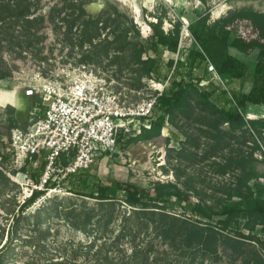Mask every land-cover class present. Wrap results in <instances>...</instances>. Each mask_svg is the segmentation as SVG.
<instances>
[{
	"label": "rangeland",
	"instance_id": "1",
	"mask_svg": "<svg viewBox=\"0 0 264 264\" xmlns=\"http://www.w3.org/2000/svg\"><path fill=\"white\" fill-rule=\"evenodd\" d=\"M20 1H14L17 11ZM105 1L85 0L83 8L96 4L100 14L95 17L84 8L87 16L81 17L78 0H23L30 4L32 16H20L16 11L15 17L0 23V249L5 246L1 264L74 260L75 251L82 245L96 242L95 251L103 246L104 239L96 241L95 232L105 229L112 241L120 239L116 245L119 248L110 250L111 256H122V248L132 254L130 232H137L136 220L144 225L137 240L143 242L142 246L150 243V260H163V264H256L264 260L263 227L253 223V237L240 235H250L245 216L237 228L224 230L217 220L194 215L191 206L174 198L147 209H132L117 191L119 183L150 188L157 182H170L190 194L193 205L219 211L226 204L241 202L235 192L246 190L244 184L249 181L255 195L264 198V139L251 127L239 130L225 124L200 96L203 88L211 86L231 94L248 93L253 86L251 76L228 81L203 73L198 89H191L187 102L174 110L170 127L161 133L153 128L138 137L124 138L112 157H104L90 171L95 194L101 196L99 188H109L110 203L74 196L59 187L63 177L56 176L52 182L57 188L49 189L27 210L30 216L40 210V216L16 224L14 216L32 190L28 181H34L42 171V161L35 158L21 165L12 147V132L30 111L23 100V89L40 78L62 81L65 70L83 67V73L106 82L109 91L121 94L122 99L140 101L157 92L153 81L168 79L167 61L179 59L178 54L150 52L159 58L163 75L146 73L142 62L150 54L143 55L139 62L136 44L150 41L151 22L163 16V29L178 20L184 28V22L190 24L208 13L210 23L241 11L264 14V0H109L107 10ZM34 18L43 20L31 26L27 20ZM230 27L233 37L247 41L256 38L264 43L247 19L238 18ZM259 52L257 49L244 55L231 50L246 62L251 75ZM184 53L182 59L187 56V51ZM37 105L42 104L39 101ZM23 106L28 108L26 112ZM242 111L246 120L264 119V105H248ZM252 175L258 177L249 180ZM38 188L44 189L40 185ZM133 210L147 212H139L136 220L129 221ZM37 225L42 233L36 231ZM77 258L86 260L84 255Z\"/></svg>",
	"mask_w": 264,
	"mask_h": 264
},
{
	"label": "trees",
	"instance_id": "2",
	"mask_svg": "<svg viewBox=\"0 0 264 264\" xmlns=\"http://www.w3.org/2000/svg\"><path fill=\"white\" fill-rule=\"evenodd\" d=\"M15 0H0V23L15 17L16 8L14 5ZM79 16H87L83 8L85 0H78ZM110 1H105V9H109ZM19 10L17 11L20 16L30 17L32 16V10L30 4L27 5L23 0L19 2ZM35 15V14H34ZM166 16V15H165ZM78 17V18H81ZM243 18L251 21L255 28L259 31L260 37L264 40V14L257 12L241 11L235 13L233 16L210 23V14H205L190 22L188 30L192 35L199 48H181L180 42L183 33V22L178 20L173 24V29L168 33L163 29L164 17L158 18V22H151L149 25L152 29V37L147 44H136V50L138 52L137 59L141 62L143 55L150 54V52L170 54H179V59H169L166 63L167 75L166 78L171 76V84L166 89L161 97L158 98L157 105L155 106L153 115L149 118L142 119L143 122L151 123L152 128L150 130L143 129V132L151 131L153 128L157 129L161 133L163 128H166L168 116V123L173 121V113L176 108L183 106L187 102L188 95L191 89H198V84L204 79L203 73H208V65L211 63L217 74L228 81H242L252 77L253 86L248 93L245 92H233L232 94L228 90H220L216 87L203 88L200 92V96L203 97L205 103H207L212 110L221 115V118L225 124L231 125L237 129H244L251 127L255 130V133L260 138L264 139V119L262 120H246L243 113V109L248 105H264V43L258 40L246 42L241 38L233 37V34L227 28L235 22L236 19ZM43 18L28 19L27 22L33 25H37ZM77 19L73 21L75 23ZM98 22L92 20V23ZM187 33V31H186ZM180 49V50H179ZM236 50L240 54L248 55L254 50H259V59L255 67L253 75L250 74V69L244 60L234 56L231 50ZM187 51V56L183 58L184 52ZM146 67V73L148 75H156L161 77L163 74L160 66L159 58L149 55L148 59L142 62ZM198 71V73L196 72ZM202 72L201 73H199ZM213 75V74H212ZM19 125V124H17ZM20 127V125L18 126ZM122 138L119 139V144ZM5 159V158H3ZM37 161H41V157H35ZM68 163L63 158L59 167L64 169ZM42 171L45 169V163H42ZM40 171V176L33 177L36 185H40L43 172ZM90 171H78L76 173L67 174L59 182V187L66 190L68 193L77 197H89L95 200H100L105 203H110L113 200L109 198V188H99L101 196L96 195L91 182ZM63 174H56V176H62ZM2 177L7 182L9 179L2 174ZM258 177L252 175L249 180ZM94 179V178H93ZM246 190L238 189L235 192V197L239 198L241 202L237 204H226L219 211L212 210L206 205L198 204L193 205L191 203V196L187 192L183 191L176 184L157 182L150 188L141 187L135 183H119L117 185V191L121 194L123 202L133 208L147 209L149 206L157 205V203L170 202L173 198L177 202H184L192 207V211L196 216H203L209 220H217V223L221 225L224 230L237 228L240 225L242 218L247 217V227L250 235L244 237H253L251 234L255 232L254 223L263 227L264 231V198H259L255 195L253 189L248 183L244 184ZM57 184L50 179L45 185L44 189H34L33 194L28 198L25 203L20 207L19 212L15 214L14 219L16 224L22 222V220H31L32 218L39 217L41 212L37 211L34 216H30L27 210L32 207L39 199L46 195L49 189L57 188ZM156 203V204H153ZM156 208V207H154ZM130 213L128 220H136L137 216L147 211L133 210ZM141 212V213H139ZM137 222V232H130L132 239L133 253L129 254L128 250L122 248L120 253L125 252L122 256L110 255V250L116 247L117 242L120 239L112 241L107 237L106 229L104 232L98 230L95 232L96 241L104 239L103 246L96 249V242H92L90 245H82L75 251L76 256L74 260H48L47 264H163V260H150V253L147 246H142L143 242L137 240L138 231H142L144 225ZM36 231L43 232L42 228L37 225ZM126 233H123L124 237ZM264 245V243H263ZM5 246L0 249V264ZM79 255L86 256V260H78ZM169 264V263H167ZM190 264H195L190 263ZM243 264H250V262H244ZM256 264H264V260H257Z\"/></svg>",
	"mask_w": 264,
	"mask_h": 264
},
{
	"label": "built area",
	"instance_id": "3",
	"mask_svg": "<svg viewBox=\"0 0 264 264\" xmlns=\"http://www.w3.org/2000/svg\"><path fill=\"white\" fill-rule=\"evenodd\" d=\"M184 23L180 49H200L188 30L189 23ZM230 26L227 29L231 31ZM173 28L169 23L164 29L168 33ZM148 29L152 34L150 26ZM242 39L251 42L256 38ZM82 68L65 70L62 81L40 78L23 89L30 111L26 106L23 108L27 115L21 126L12 132V147L21 165L41 157L45 169L40 186L44 187L56 174H63L64 178L70 173L92 169L104 157L115 154L120 138L138 137L143 129L150 130L152 124L142 119L153 115L158 98L171 84V76L163 82L153 81L155 95L131 103L122 99L121 94L109 91L106 82L88 77ZM208 72L221 78L211 63ZM39 101L42 105H37ZM166 121L168 128V117ZM63 158L68 164L61 169L59 165ZM27 179L28 175H25L24 180ZM30 185L29 198L34 189H39L29 179L27 186Z\"/></svg>",
	"mask_w": 264,
	"mask_h": 264
},
{
	"label": "bare ground",
	"instance_id": "4",
	"mask_svg": "<svg viewBox=\"0 0 264 264\" xmlns=\"http://www.w3.org/2000/svg\"><path fill=\"white\" fill-rule=\"evenodd\" d=\"M120 1H125V2H129V0H120ZM99 6H97L96 4H89L87 5V10L90 14L94 15L95 17L99 16L100 11L98 9ZM187 34V33H186ZM19 179V178H18Z\"/></svg>",
	"mask_w": 264,
	"mask_h": 264
},
{
	"label": "crops",
	"instance_id": "5",
	"mask_svg": "<svg viewBox=\"0 0 264 264\" xmlns=\"http://www.w3.org/2000/svg\"><path fill=\"white\" fill-rule=\"evenodd\" d=\"M23 100L26 101V99L23 96ZM13 106V105H12ZM15 109H17L15 106H13ZM24 107V106H23ZM253 118V116H251Z\"/></svg>",
	"mask_w": 264,
	"mask_h": 264
},
{
	"label": "water",
	"instance_id": "6",
	"mask_svg": "<svg viewBox=\"0 0 264 264\" xmlns=\"http://www.w3.org/2000/svg\"><path fill=\"white\" fill-rule=\"evenodd\" d=\"M85 9H86V11H87V5H85V7H84Z\"/></svg>",
	"mask_w": 264,
	"mask_h": 264
}]
</instances>
